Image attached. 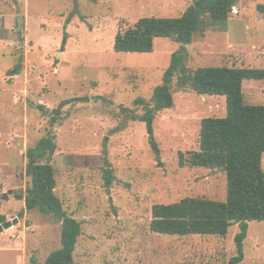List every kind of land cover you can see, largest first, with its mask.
Segmentation results:
<instances>
[{
	"label": "rangeland",
	"instance_id": "rangeland-1",
	"mask_svg": "<svg viewBox=\"0 0 264 264\" xmlns=\"http://www.w3.org/2000/svg\"><path fill=\"white\" fill-rule=\"evenodd\" d=\"M192 2L0 0V215L6 221L18 218L0 233V264H42L60 248L58 219L25 210L16 197L30 185L25 153L49 130L57 144L51 160L54 192L81 226L75 264H227L236 254L237 224L225 237L149 229L154 204L184 197L225 199L222 172L178 164L179 152L198 150L201 119L225 115L224 97L175 91L173 106L153 120L159 159L145 124L121 114L123 107L142 112L134 99L151 96L181 45L155 38L150 53L115 52V34L142 17H178ZM261 4L264 0H238V13L224 30L207 31L186 46V65L264 68ZM18 64L19 74L10 75ZM242 92L245 103L264 105V80L244 81ZM81 96L90 100L61 107L52 125L59 103ZM104 159L114 177L109 186ZM261 167L264 171V153ZM239 264H264V221L248 222Z\"/></svg>",
	"mask_w": 264,
	"mask_h": 264
},
{
	"label": "trees",
	"instance_id": "trees-1",
	"mask_svg": "<svg viewBox=\"0 0 264 264\" xmlns=\"http://www.w3.org/2000/svg\"><path fill=\"white\" fill-rule=\"evenodd\" d=\"M238 0H193L175 18L142 17L133 26L118 30L114 36L115 52L150 53L155 38H172L181 45L171 54L162 81L154 87L148 99L138 97L133 104L142 109L122 108V116L145 124L148 142L155 159L160 149L154 136L153 120L156 114L174 104L173 93L189 89L198 95L223 96L226 112L223 117H205L200 121L198 150L185 155L178 153L180 167H203L220 171L225 176L226 195L222 201L204 197H184L167 204H154L151 208L149 229L165 235L190 234L225 237L230 226L237 224L239 232L234 241L236 254L227 264H239L243 260V241L248 222L264 221V171L261 157L264 153V105L247 104L242 85L247 80H264V68L243 66L198 67L186 65L187 45L196 36L207 31L226 28L231 14L238 13ZM264 12V4L257 6ZM66 37L63 38V44ZM20 64L10 75L20 72ZM102 99V96H94ZM87 96L62 100L51 118L56 122L60 108L68 104L88 102ZM57 148L52 130L41 137L34 147L25 153V175L30 185L24 194H16L24 201L27 211L38 210L54 216L61 223L60 248L51 252L42 264H75L73 252L81 234L80 222L69 215L55 194V169L51 163ZM105 152V151H104ZM103 177L107 186L114 177L109 161L104 159ZM0 215V225L5 223Z\"/></svg>",
	"mask_w": 264,
	"mask_h": 264
},
{
	"label": "water",
	"instance_id": "water-1",
	"mask_svg": "<svg viewBox=\"0 0 264 264\" xmlns=\"http://www.w3.org/2000/svg\"><path fill=\"white\" fill-rule=\"evenodd\" d=\"M20 27H21V18H18V19H17V29H18V31H17V36H18V37H21V33H20V31H19ZM33 106H36V105H33ZM42 108H43L42 105H39V106L37 107L38 110H42ZM53 113H54V111H53ZM51 115H52V114H49V116H51ZM8 193H11V190H9ZM106 193H108V191H106ZM6 198H7V194L4 193V194H3V199H6ZM17 222H18V218H14L12 221H10V220L5 221V223H3V224L0 225V233L3 231V229H7V228H9L12 224H16Z\"/></svg>",
	"mask_w": 264,
	"mask_h": 264
}]
</instances>
